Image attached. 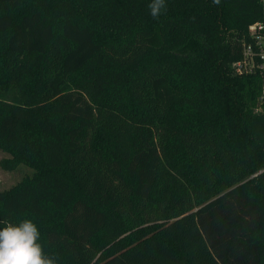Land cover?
Here are the masks:
<instances>
[{"label":"trees","instance_id":"16d2710c","mask_svg":"<svg viewBox=\"0 0 264 264\" xmlns=\"http://www.w3.org/2000/svg\"><path fill=\"white\" fill-rule=\"evenodd\" d=\"M151 2L0 0L3 166L34 170L0 221L57 264H264L263 84L234 72L263 6Z\"/></svg>","mask_w":264,"mask_h":264},{"label":"clouds","instance_id":"9594fccd","mask_svg":"<svg viewBox=\"0 0 264 264\" xmlns=\"http://www.w3.org/2000/svg\"><path fill=\"white\" fill-rule=\"evenodd\" d=\"M219 4L220 0H214ZM165 0H152L151 15L159 17ZM0 264H57V257L50 256L40 243V231L31 219L18 223L0 221Z\"/></svg>","mask_w":264,"mask_h":264},{"label":"built area","instance_id":"2783aa9c","mask_svg":"<svg viewBox=\"0 0 264 264\" xmlns=\"http://www.w3.org/2000/svg\"><path fill=\"white\" fill-rule=\"evenodd\" d=\"M263 6L264 0H259ZM249 33L252 38V43L248 44L244 48V60L234 65V72L236 74L252 73L256 71L260 74L262 79V96L260 103L264 102V19L261 22H257L249 27ZM259 107L257 112H261Z\"/></svg>","mask_w":264,"mask_h":264},{"label":"rangeland","instance_id":"374dc122","mask_svg":"<svg viewBox=\"0 0 264 264\" xmlns=\"http://www.w3.org/2000/svg\"><path fill=\"white\" fill-rule=\"evenodd\" d=\"M12 156L0 149V192L10 189L26 177H31L34 170L26 165H21L17 170H6L3 162Z\"/></svg>","mask_w":264,"mask_h":264}]
</instances>
